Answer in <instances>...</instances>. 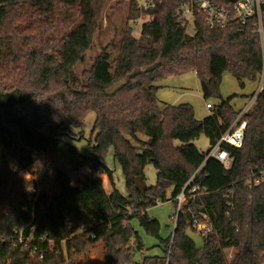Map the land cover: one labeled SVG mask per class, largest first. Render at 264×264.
I'll list each match as a JSON object with an SVG mask.
<instances>
[{
    "label": "trees",
    "instance_id": "trees-1",
    "mask_svg": "<svg viewBox=\"0 0 264 264\" xmlns=\"http://www.w3.org/2000/svg\"><path fill=\"white\" fill-rule=\"evenodd\" d=\"M105 3L0 0V264H78L98 242L105 264H264V179L252 183L264 170V78L244 114L243 145H223L234 157L232 166L205 160L240 113L231 103L235 95L220 93L224 72L241 86L264 73L257 18L210 27L196 10L189 33L177 13L181 0H153L147 8L133 0L116 57L110 42L75 87V68L101 25ZM143 13L151 19L136 37L129 20ZM262 21L264 27V0ZM189 71L200 78L205 98H220L202 119L191 103L161 105L157 96L158 80ZM120 81L126 82L121 89L106 94ZM90 111L96 114L94 137L84 155L69 129L79 128ZM202 135L209 138L208 151L194 143ZM111 147L127 195L99 158ZM148 164L157 169L156 183L142 193L135 178H145ZM32 169L37 182L24 177ZM103 174L112 184L109 192ZM190 180L201 190L163 238L160 221L147 210L167 200L177 205L175 196ZM191 211L206 213L213 225L201 249L186 233ZM134 219L161 240L163 254L145 253ZM83 223L88 228L80 232Z\"/></svg>",
    "mask_w": 264,
    "mask_h": 264
},
{
    "label": "rangeland",
    "instance_id": "rangeland-1",
    "mask_svg": "<svg viewBox=\"0 0 264 264\" xmlns=\"http://www.w3.org/2000/svg\"><path fill=\"white\" fill-rule=\"evenodd\" d=\"M133 0H106L105 8L102 13L101 25L95 31L92 44L86 51L84 61L77 64L74 71L73 84L75 87H81L85 82L83 71L88 69L98 53L101 52L104 46L113 43L110 48L112 57H116L118 53V45L122 36V31L128 22L130 14V7ZM141 8H147L146 3L148 0H135ZM151 19L149 14H141L137 19H130L129 24L133 28V34L136 37L141 35L142 24ZM188 32L194 33V24L190 22L188 26ZM264 74H260L256 79L245 80V85L241 86L237 78L230 72L225 71L221 83L220 93L223 98L235 95L231 99V103L237 110H242L247 104H249L263 84ZM159 85L157 92L158 99L161 105L166 103L180 104L191 103L194 107L196 117L202 119L211 113V109L206 106L207 102L216 105L220 102V98L217 96L204 97L202 83L197 73L189 71L182 74L169 75L156 82ZM96 114L94 111H90L82 122L79 128L69 129L70 138H74L71 142L78 148L79 152L84 155H90V140L93 139V126L95 122ZM141 138L146 139L145 135H140ZM179 142L176 141V144ZM194 143L202 151H208L211 147L209 138L205 135L194 140ZM99 158L107 165L113 172V180L117 189L124 195L128 194L126 185V178L123 173L121 164L116 160L114 156V149L111 147L106 154L100 155ZM37 169H32L24 174L27 179H35L38 177L34 175ZM83 172H88L87 168L82 169ZM157 169L153 164H148L145 168V180L148 186L156 183ZM103 185L107 192L111 191L112 184L106 174L102 175ZM39 186V184H38ZM171 194V190L168 191V195ZM147 213L151 217H155L160 221L161 230L160 235L163 238L168 237L175 227V221L173 219L176 213V203L172 200L159 202L148 208ZM135 228L139 231L145 244L146 254H163L161 246V240L152 235L146 233V231L139 225L137 219L133 220ZM233 251L229 250V254ZM78 264H105L103 256L102 242L96 243L86 255H82L78 261Z\"/></svg>",
    "mask_w": 264,
    "mask_h": 264
},
{
    "label": "built area",
    "instance_id": "built-area-1",
    "mask_svg": "<svg viewBox=\"0 0 264 264\" xmlns=\"http://www.w3.org/2000/svg\"><path fill=\"white\" fill-rule=\"evenodd\" d=\"M262 3L263 0H181V5L178 8L177 13L180 19L186 21L187 26H189L190 22H193L195 26L196 10L205 14L206 22L210 27L226 26L235 20L245 23L251 17H256V29L259 31L263 39L264 27L262 21ZM153 5V0L146 3V7H151ZM258 92L255 93L251 102L240 110L239 116L234 124L211 148L205 160L213 157L219 160L225 168H230L232 166L234 157L223 145L228 144L236 147H241L243 145L245 130L248 123V120L244 118V114L252 107ZM206 106L209 109L213 107L210 102H207ZM260 172L261 176L254 179L252 183H258L260 180L264 179V170H261ZM191 180L188 181L183 189L175 196V200L177 202L176 213L173 216L175 224L179 212L184 204H186L189 200L194 199L197 196L198 191L201 190L199 185L191 186ZM32 192H37V189H32ZM191 214V228L203 237L208 235L213 229L212 222L208 215L204 212L194 211H191ZM87 228V223H83L80 227V232L86 231ZM19 239L20 241L24 240L22 232L19 233ZM34 249L36 250L37 248L35 247ZM35 250L33 253H35Z\"/></svg>",
    "mask_w": 264,
    "mask_h": 264
},
{
    "label": "water",
    "instance_id": "water-1",
    "mask_svg": "<svg viewBox=\"0 0 264 264\" xmlns=\"http://www.w3.org/2000/svg\"><path fill=\"white\" fill-rule=\"evenodd\" d=\"M125 83H126L125 81H120L118 83L113 84L112 86L106 89V94L112 95L116 93L119 89H121L125 85ZM135 185L137 189H139L142 193L146 191L148 186L143 176H137L135 178ZM186 233L187 236L194 242L197 249H201L205 245L204 237L199 233H197L196 231H194L191 227L187 229Z\"/></svg>",
    "mask_w": 264,
    "mask_h": 264
},
{
    "label": "crops",
    "instance_id": "crops-1",
    "mask_svg": "<svg viewBox=\"0 0 264 264\" xmlns=\"http://www.w3.org/2000/svg\"><path fill=\"white\" fill-rule=\"evenodd\" d=\"M195 72V71H194ZM209 109V108H208Z\"/></svg>",
    "mask_w": 264,
    "mask_h": 264
}]
</instances>
